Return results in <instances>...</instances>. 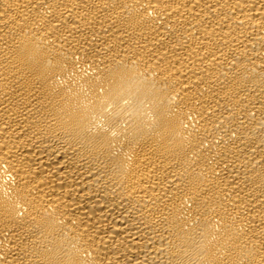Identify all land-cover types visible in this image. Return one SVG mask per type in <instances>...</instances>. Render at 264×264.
<instances>
[{"label": "bare ground", "instance_id": "1", "mask_svg": "<svg viewBox=\"0 0 264 264\" xmlns=\"http://www.w3.org/2000/svg\"><path fill=\"white\" fill-rule=\"evenodd\" d=\"M0 264H264V0H0Z\"/></svg>", "mask_w": 264, "mask_h": 264}]
</instances>
